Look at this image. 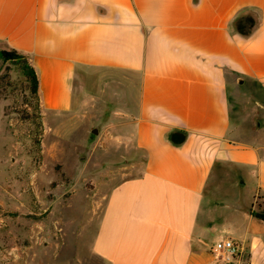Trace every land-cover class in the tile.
Masks as SVG:
<instances>
[{"label": "crops", "instance_id": "0c3cea01", "mask_svg": "<svg viewBox=\"0 0 264 264\" xmlns=\"http://www.w3.org/2000/svg\"><path fill=\"white\" fill-rule=\"evenodd\" d=\"M248 12L257 24L243 36ZM12 49L35 69L47 116L76 108L85 70L119 72L135 90L102 145L141 170L110 182L93 258L264 264L252 214L264 201V0H0V50ZM226 239L233 256L214 250Z\"/></svg>", "mask_w": 264, "mask_h": 264}, {"label": "rangeland", "instance_id": "374dc122", "mask_svg": "<svg viewBox=\"0 0 264 264\" xmlns=\"http://www.w3.org/2000/svg\"><path fill=\"white\" fill-rule=\"evenodd\" d=\"M23 64L0 56V264H103L90 249L98 210L110 182L141 170L106 152L103 132L120 128L135 90L119 72L85 70L76 108L47 116Z\"/></svg>", "mask_w": 264, "mask_h": 264}, {"label": "trees", "instance_id": "16d2710c", "mask_svg": "<svg viewBox=\"0 0 264 264\" xmlns=\"http://www.w3.org/2000/svg\"><path fill=\"white\" fill-rule=\"evenodd\" d=\"M257 24L256 18L251 13H243L236 20V30L243 36H249L252 34L255 26ZM0 56L6 60L12 61H23V65L26 74L30 81V92L38 100V77L35 69L28 63L25 56L19 54L16 50L12 49L10 51L0 50ZM183 134L179 132H172L170 134V139L176 144H180L184 140ZM252 214L264 221V201L259 205V208L252 210Z\"/></svg>", "mask_w": 264, "mask_h": 264}, {"label": "built area", "instance_id": "2783aa9c", "mask_svg": "<svg viewBox=\"0 0 264 264\" xmlns=\"http://www.w3.org/2000/svg\"><path fill=\"white\" fill-rule=\"evenodd\" d=\"M214 250L220 253H224L226 256H233L238 252V246L234 244L231 239L216 243Z\"/></svg>", "mask_w": 264, "mask_h": 264}, {"label": "water", "instance_id": "95a60500", "mask_svg": "<svg viewBox=\"0 0 264 264\" xmlns=\"http://www.w3.org/2000/svg\"><path fill=\"white\" fill-rule=\"evenodd\" d=\"M98 132V130L97 129H93V133H97Z\"/></svg>", "mask_w": 264, "mask_h": 264}]
</instances>
